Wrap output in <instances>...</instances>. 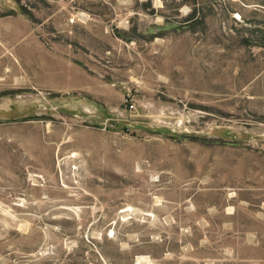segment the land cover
Listing matches in <instances>:
<instances>
[{
    "label": "rangeland",
    "instance_id": "obj_1",
    "mask_svg": "<svg viewBox=\"0 0 264 264\" xmlns=\"http://www.w3.org/2000/svg\"><path fill=\"white\" fill-rule=\"evenodd\" d=\"M0 264H264V0H0Z\"/></svg>",
    "mask_w": 264,
    "mask_h": 264
}]
</instances>
